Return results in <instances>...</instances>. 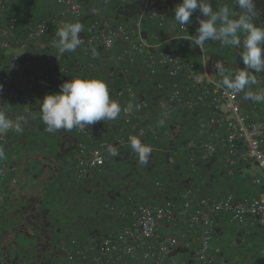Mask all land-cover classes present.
<instances>
[{
	"label": "built area",
	"instance_id": "built-area-1",
	"mask_svg": "<svg viewBox=\"0 0 264 264\" xmlns=\"http://www.w3.org/2000/svg\"><path fill=\"white\" fill-rule=\"evenodd\" d=\"M51 1L60 6L73 21H86L84 31L80 34L82 44L76 51L89 59L90 66L94 65L93 49L99 54L112 52L116 47H119L115 51L116 63L125 64L128 71L131 65L139 66V75L134 81L122 82L112 92L114 100L119 102L122 109L115 120L98 121L83 130L72 129L76 139L74 157L79 179L94 180L99 177L107 164L116 160L124 150L131 149L129 138L132 136L146 145L147 137L150 136L152 143L148 146L153 155H173L177 147L171 146L173 143L168 147L163 146L160 136L152 131V127L156 122L168 123L177 111L182 110L208 113L207 118L198 123L201 137L187 138L180 146L192 168L206 166L211 160L220 158L228 178L235 177L238 167L246 164L257 166L261 173L250 181L252 187L259 189V193L254 196L237 197L230 192L214 199L198 195L190 184L183 183L186 180H181L179 195L159 205L144 202L132 194L123 200L124 205L107 203L104 210L114 212L119 224L115 232L89 233L84 238L62 239L57 246L58 261L48 258L42 264H216L211 247L218 216L226 215L238 227L251 226L264 230V104L255 102L249 113L243 112L241 103L245 99L244 92L233 93L222 85L218 78L221 74L215 68L216 61L212 62L208 54L218 50L223 53V57L229 58L230 55L240 54L242 49L222 46L217 42H209L202 50L195 46L190 36H195L199 27L196 17H192V22L185 28L176 23L171 38L162 36L160 32L170 26V19L154 10L157 0L143 1V8L134 18L136 32L127 28V20L111 23L101 19L98 10L86 13V0ZM114 2L122 5L125 0H101L105 7H111ZM1 8L4 9L5 5ZM57 24L60 27L63 22L58 21ZM18 25L19 18L13 15L0 29L1 49L10 47L8 38ZM145 28H150L146 35ZM49 29L50 24L46 21L28 26L22 47L45 42L41 44L42 50L48 47V51H55L53 57L49 52L46 55L39 52L24 61V66H40L44 60L58 61V76L69 75L73 67H67L62 61L63 54L59 53L55 43L57 40L52 38L44 41L48 38ZM176 43H183L188 55L200 53V66L192 56L193 59H185L177 53L173 48ZM219 60L227 70L225 75H232L245 67L236 60L233 63L225 62L223 58ZM19 61V55L14 54L2 69L0 99L5 98L11 75ZM122 73L124 76V72L118 73L119 78ZM254 75L257 81L255 85L263 90L264 73ZM74 78L79 77L74 75L70 80ZM22 81L28 88H35L32 74L24 73ZM139 84L149 87L150 95H137L135 88ZM56 85L54 75L45 72L42 76L41 100L48 94L58 93ZM20 102L24 108L27 107L25 99L21 98ZM153 108L158 111L157 117L153 114ZM257 112L261 115L253 118ZM169 127L178 134L182 125L171 122ZM11 129L10 122L8 129L0 130V148L6 142V133ZM108 133L111 138L107 136ZM109 146H114L119 154L112 156L108 152ZM12 171L13 168L4 167L0 159V182ZM10 183L15 186L16 178L10 177ZM153 186L160 193L164 190L159 180H154ZM0 264L26 262L10 257L0 249ZM32 264L38 262L33 260Z\"/></svg>",
	"mask_w": 264,
	"mask_h": 264
},
{
	"label": "crops",
	"instance_id": "crops-1",
	"mask_svg": "<svg viewBox=\"0 0 264 264\" xmlns=\"http://www.w3.org/2000/svg\"><path fill=\"white\" fill-rule=\"evenodd\" d=\"M86 2L85 11L90 13L95 8H93L95 4L91 1ZM220 2H225L232 12L241 13L232 9L229 0H212V4H215L212 6L213 9H219ZM13 3L16 6H13ZM10 5L13 8L10 9ZM100 5L105 7L101 4V0ZM5 7L9 15L18 16L19 25L8 38L10 47L0 48V76L12 55L17 54L20 58L17 68L11 75L6 96L0 99V113H4L8 121L12 123V129L6 133V142L2 145L6 157L2 159V162L4 167H12L13 171L5 175L0 182V246L4 247L8 254L19 260L22 259L20 256L38 254H46L50 259L52 254L56 255L58 242L62 239L84 238L89 233L115 232L119 224L114 212L104 210V205H108L107 203L124 205L118 201L126 199V196L131 194L151 201L147 202L144 199V202L159 205L166 199H175L179 195L181 180H192V187L198 195L214 199L222 198L230 192H234L237 197L254 196L259 193V189L250 185V177L259 175L251 174L253 166L251 164L239 166L233 178L225 175L220 158L214 160L212 165L206 164L204 169L202 165L197 168L190 166L186 153L180 146L187 138L201 137L198 123L207 118L208 113H191L183 112V110L177 111L168 123L156 122L152 127V131L160 136V143L162 142L163 146L168 147L173 143L171 146L177 147V151L170 158L167 159L165 155L151 154L148 159L150 162L141 164L133 150H124L116 160L105 166L102 174L96 179H79L74 157L76 141L75 144L71 142L75 138L72 130L49 133L41 119L42 76L45 72L54 75L58 91H60V85L74 75L79 78L99 79L108 85L112 95L114 88L124 79L126 80L124 82L134 81L133 79L139 75V66L131 65L129 71L127 67L123 69L125 64H120L122 66L120 68L117 66L112 68L113 57L110 56L111 58L108 59L100 55L92 57L95 63L90 66L89 59L75 51L63 54L62 61L67 67H73L71 73L66 76H58L56 64L58 61L44 60L40 66L25 67L24 61L33 58L37 53L43 52L46 55L49 52V55L53 57L55 51H48V47L42 50L41 44L45 42H36L22 47L28 26L39 21H46L50 24V29L48 38L44 41L52 38L58 40L57 22H60L62 18L65 22L75 21L51 0H7ZM3 13L5 14L2 15ZM7 13L6 8L0 10V29L9 19ZM104 14L105 17L110 16L108 13ZM84 22L86 25V21ZM84 28L85 26L83 31ZM168 31L170 28L166 32H161V35L166 34L168 37ZM173 48L175 50V46ZM221 55L220 58H223V53ZM195 62L199 65L200 61L197 59ZM121 72H124V76L122 73V77L119 78L118 73ZM24 73L34 76L33 90L26 86L25 81L21 82ZM218 78L222 81L223 77L219 75ZM135 91L141 96L151 93V89L144 84L137 85ZM247 91L259 92L255 84L245 89L244 96ZM19 98L26 100V108L21 105ZM254 103L255 101L251 99H244L241 103L242 111L249 113ZM261 104L264 103L261 102ZM155 109L153 108V114L157 117L158 111ZM259 115L261 114L257 112L253 118H258ZM171 122H179L182 125L178 134L171 131L169 127ZM17 123L22 128L21 132L15 131ZM107 136L112 137L109 133ZM69 142H71L70 145ZM151 143L152 139L148 136L147 144ZM152 159L159 160L158 169L162 168L158 171L161 175L159 181L163 180L164 187L160 193L161 196L156 198V202L151 199L150 194L140 195L141 191L138 187L144 182L142 179L146 174H151ZM10 177L16 178L15 186H11ZM138 181L139 184L135 186ZM129 182L132 185H129ZM152 187L155 189L153 185ZM216 224L211 254L217 258V264H264L263 229L251 226L238 227L226 215L218 216Z\"/></svg>",
	"mask_w": 264,
	"mask_h": 264
},
{
	"label": "clouds",
	"instance_id": "clouds-1",
	"mask_svg": "<svg viewBox=\"0 0 264 264\" xmlns=\"http://www.w3.org/2000/svg\"><path fill=\"white\" fill-rule=\"evenodd\" d=\"M235 3L241 10L238 16L228 6L213 9L212 0H181L174 9V20L185 28L192 22L193 14L199 11L204 19L196 17L199 27L196 35L190 36L195 46L202 50L209 42H217L222 46L242 49L240 58L245 67L240 71L225 75L227 70L223 62L218 60L215 63L217 72L223 77L222 85L233 93H241L256 84L254 73H264V27L255 23V0H235ZM82 31L83 24L79 21L63 23L56 31L58 40L55 43L59 53L75 52L82 44ZM92 55H97L94 49ZM244 98L264 102V90L256 93L247 91ZM41 101V119L49 133L74 128L83 130L98 121L115 120L122 111L119 102L110 98L108 85L95 78L67 80L60 85L58 93L48 94ZM9 127L5 114L0 113V130ZM15 131H22L19 123ZM129 141L139 162L147 164L151 147L135 136ZM108 152L112 156L119 154L114 146H109ZM0 159H6L2 148Z\"/></svg>",
	"mask_w": 264,
	"mask_h": 264
},
{
	"label": "rangeland",
	"instance_id": "rangeland-1",
	"mask_svg": "<svg viewBox=\"0 0 264 264\" xmlns=\"http://www.w3.org/2000/svg\"><path fill=\"white\" fill-rule=\"evenodd\" d=\"M6 2H7V0H5ZM86 1H91V2H93L95 5L93 6V10H91L90 11V13H93V11L94 10H98V16L101 18V19H105V20H108V21H110L111 23H115V22H117V21H122V20H117V21H114V18H115V13H114V9H113V7H102L101 5H100V0H86ZM85 1V2H86ZM127 1H129V0H125V2H127ZM84 2V6H86L87 5V2L85 3ZM216 2V1H215ZM160 3V0H157V4H159ZM215 4H212V6H214ZM218 5H220L221 7H223V6H226V3H222V2H220ZM13 6H16L14 3H13ZM13 6L11 7V8H13ZM228 6V5H227ZM16 8V7H15ZM18 9V8H17ZM86 9H87V7H86ZM104 9H106L107 11H109V12H105V10ZM236 12H238V11H236ZM90 13H88V14H90ZM104 13H108V14H110V16L109 17H105V14ZM239 13L240 12H238L237 13V16L239 15ZM5 13H3L2 15H4ZM200 17V18H202V19H204V17H202V16H200V13H199V11H197V13L193 16V17ZM112 18V19H111ZM135 18V17H134ZM134 18H128V20L125 22V24H126V26H127V28L128 29H130L131 31H133V32H136V29H135V27H134V23H135V20H134ZM170 20V26H168V28L164 31V32H166L169 28H170V31H168V37L169 38H171V36H173V33H174V28H175V25H176V23L177 22H175V20H174V12H172V14H171V16H169L168 17ZM111 19V20H110ZM5 20H6V16H5ZM60 22H63V23H65V20L62 18V20L60 21ZM82 24L84 23V25H83V27L85 26V22H81ZM150 30V28H145V31H144V35H146V32H148ZM160 34H161V32H160ZM165 36L167 37V35L165 34ZM119 49V47H116L115 48V50L114 51H112V52H102L101 54H97V55H100V56H104V57H106V58H111L110 56H112L113 57V61H114V63H113V65H112V68H114L115 66H117L118 68H120V67H122L120 64H118V63H115L116 61H115V51H117ZM175 50H176V52L177 53H179L183 58H185V59H193L194 57H196V58H194L193 60H199L200 62H199V64H201V61H202V58H201V55H200V53H198V52H196L197 54H195V53H192V54H189L188 55V53H185V51H186V46L183 44V43H176L175 44ZM208 54H209V56L211 57V58H216L217 60H219L220 59V56H222L221 54H222V52H220V51H218V50H213L212 52L210 51V52H208ZM191 56H193V58L191 57ZM229 56V55H228ZM223 59H225V62H228V63H233L234 62V60H236V62H239V64L240 65H243V62H242V59L240 58V54H236L235 56H229V58L228 57H223ZM220 61V60H219ZM94 62V61H93ZM95 63V62H94ZM109 68H110V66H109ZM126 67L124 66L123 67V69H125ZM124 81H126L125 79L123 80V82ZM256 89L258 90V91H261V90H259V88L256 86ZM264 90V89H263ZM110 98L111 99H114V97H112V95H110ZM264 103V102H263ZM148 162H150V161H148ZM151 162H152V165H151V168H153V170L151 171V174H146V176H145V178H143L142 179V181H144V182H142L141 184H139V181L138 182H136V185L135 186H137V184H139L140 186H138V187H140V191H141V193H140V195L142 194V195H146V196H148V194H150V196H151V199L154 201V202H156L155 200H156V198H159L160 196H161V194H160V192L159 191H157L156 189H154L153 187H152V185H153V181L154 180H159V176H161L160 174H159V170H161L162 168H160V169H158L159 167H158V165H159V160H151ZM252 166V165H251ZM134 169V168H133ZM251 174H254V173H257V174H260L261 173V171H260V169L257 167V166H255V165H253L252 166V168H251ZM132 173V172H131ZM141 178V177H140ZM250 178H252V177H250ZM139 180V179H138ZM141 180V179H140ZM162 180V179H161ZM251 180V179H250ZM191 181L192 180H186V183L187 184H189L190 183V185L192 186V184H191ZM162 182H163V180H162ZM129 185H132V183L131 182H129ZM134 188H137V187H134ZM234 193V192H233ZM135 197H137L138 199H142V200H146L147 202H151L149 199H147V198H143V197H138V196H135ZM120 200V199H119ZM118 202H120V203H123V200H120V201H118ZM10 235H13V234H10ZM9 240V239H8ZM12 241V240H11ZM10 244H11V242H10ZM10 244H9V246H10ZM0 249H1V251H2V253L4 252V254H7L8 256H10V257H12L10 254H8L7 252H5V249L2 247L1 248V246H0ZM213 256V255H212ZM214 257V259H215V263L217 264V258H215V256H213ZM20 258H22L21 260L22 261H25L26 262V264H32V261L34 260L35 262H38V264H42V263H44L48 258H47V256H46V254H38V255H33V256H20ZM57 259L58 260V256H57V254L54 256L53 254L50 256V259Z\"/></svg>",
	"mask_w": 264,
	"mask_h": 264
},
{
	"label": "trees",
	"instance_id": "trees-1",
	"mask_svg": "<svg viewBox=\"0 0 264 264\" xmlns=\"http://www.w3.org/2000/svg\"><path fill=\"white\" fill-rule=\"evenodd\" d=\"M143 1L144 0H129V1L125 2L122 5H120V3H118V2H114L111 5V7H113V9L115 10L114 11V13H115L114 21H117L118 19L119 20L126 21V20H128V18H134V17H136V15L143 8V4H144ZM229 1H230V5H231V7H232L233 10L241 11L238 8V6L236 5L235 0H229ZM179 3H181V0H160V3L159 4H156L154 10H156L161 15H165V16H168L169 17V16H171L172 12H174L175 7ZM255 4H256L255 23L258 26L264 27V0H255ZM3 5L7 6V2L5 0H0V10L2 9L1 7ZM9 7L11 9L12 5H10ZM5 8H6V13H7V7H5ZM14 10H11V11H14ZM196 13L197 12H195L193 14V16ZM11 16H13V15H9V18ZM15 16H17V15H15ZM98 53L101 54L102 52H98ZM214 61H217V59L216 58H212V62H214ZM75 141H76L75 138L71 140V142H73L74 144H75ZM71 142H69L68 144L70 145ZM130 155H132V154H130ZM170 156L169 155H166V158L168 159V157L170 158ZM212 163H214V160H211L210 164H212ZM202 168L204 169L205 167L202 166ZM183 183H186V182H183ZM30 202L32 203L33 201H30Z\"/></svg>",
	"mask_w": 264,
	"mask_h": 264
}]
</instances>
